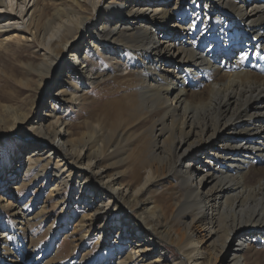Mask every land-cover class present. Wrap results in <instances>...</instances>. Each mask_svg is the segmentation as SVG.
Returning <instances> with one entry per match:
<instances>
[{"label":"bare ground","instance_id":"obj_1","mask_svg":"<svg viewBox=\"0 0 264 264\" xmlns=\"http://www.w3.org/2000/svg\"><path fill=\"white\" fill-rule=\"evenodd\" d=\"M0 50L13 60L0 78L19 87L0 89V127L27 122L49 142L15 170L27 147L0 161V264L258 263L264 0H0ZM48 78L61 82L39 114ZM41 179L73 189L60 213L91 206L61 241L54 221L34 227L46 206L22 193ZM66 237L85 248L55 261Z\"/></svg>","mask_w":264,"mask_h":264},{"label":"rangeland","instance_id":"obj_2","mask_svg":"<svg viewBox=\"0 0 264 264\" xmlns=\"http://www.w3.org/2000/svg\"><path fill=\"white\" fill-rule=\"evenodd\" d=\"M10 1V0H8ZM254 2H249L247 4V7L249 8V6L251 4H253ZM19 8V7H18ZM85 53V46L82 47V56H84ZM232 57H226V55L224 56L222 53L218 54V58L222 59L223 58V63L229 62V63H233L235 59H237V52L236 53H232L231 54ZM236 57V58H235ZM13 64V60L10 56V53L0 50V67L3 69L8 70ZM54 73V72H53ZM52 73V74H53ZM60 79H51L48 78L44 83H42V88H41V95H40V102H39V108L37 109V112L39 114H44L46 109H48V106L50 105L49 103V99L48 96H46L47 93L51 92V90H53L55 84L53 85V82H61ZM0 81L3 83L2 85H0V89L4 90L7 88L6 84L4 83L5 81H9V85L8 87H14V90L17 89L18 86H16L15 84H13L11 82V80L9 78H0ZM19 88V87H18ZM19 103H22L19 101ZM63 111V115L68 114V116L70 117V119L75 122L77 121L76 117H75V111L76 109L74 108H70L67 110H61ZM35 113V110H32V112H30V116H32ZM3 128L0 127V161L3 159H8L10 158L11 155H13V153H15L16 150L22 149L23 147H27V150L23 151L19 157V160H14L10 163V169L11 170H15V168L17 167V164L20 160L22 159H26L27 158V153L31 151L32 146L29 147L32 144L38 145L40 147H45L49 142L44 139V138H38L35 137L31 134L30 129L27 126V122L21 123V125H18L16 128H14L13 130H9V131H3ZM72 132H75V129H72ZM185 147V146H184ZM46 149V148H45ZM62 149L60 148V151ZM15 179H13L10 183H14L17 182V178L14 177ZM57 180L55 181H43L38 180L35 181L33 183L30 184H25L26 187H21L22 193L25 194V198H29L30 196H34V202L35 204L33 205L34 210L33 212L37 211L39 209L40 205H45L46 209L43 213V220L44 222H40L38 220H32L34 223V227L37 226L39 228H41V230L43 228H46L47 225H49L52 221H54L53 225L55 230L57 229H61L60 227L62 225L67 226L68 231L70 232L71 229L73 228V226L77 223V221L79 220V216L82 212V210H85L87 207H91L90 205H86V204H79L78 207V213L77 215L73 216L72 218L68 216V213H64L61 212L60 213V207L61 205H54L56 203V200L58 199V197H65V199H69L73 196V189H70V192L67 193V195H65V188L62 186H54L56 184ZM58 183V182H57ZM4 184V183H3ZM52 189V193H49L50 189ZM83 206V207H82ZM71 208H73V205L68 206ZM6 208L0 206V217L2 216L3 219H5L6 217ZM67 214V215H66ZM41 217H39L40 219ZM61 234L59 236V241H61L63 239L64 234L67 233V229L62 228L60 230ZM126 230L124 229V231L122 230H117L115 229L112 233V235L109 234V236L107 237L108 242H111L115 239L116 236H123L125 235ZM243 232H240L238 234V236H241ZM52 234H54L52 232ZM62 236V237H61ZM92 237V241L90 242V244H92V246L94 245V238H95V232H91ZM71 238H67L66 237V241L62 242V246L60 248V253H58V258L55 260H60L63 257L64 258H69L72 257L73 255L76 256H80V254L77 255V251L78 253H82V250L85 248V246L79 245L77 247V249L72 250L71 247ZM116 244V243H115ZM255 245V246H254ZM161 249L166 253V260H173V257H176V248L175 246H167L164 242L161 243ZM171 249V251H170ZM126 251L128 250L127 247L125 249ZM250 252L253 250H259L260 252H262V256L261 258L258 260L257 264H264V242H258L257 244H251V246L249 247ZM52 251H55V247L52 249ZM250 253H247V255ZM155 255V253L152 254V256ZM117 258V256H116ZM248 264H252V257H250L249 259L247 258Z\"/></svg>","mask_w":264,"mask_h":264}]
</instances>
